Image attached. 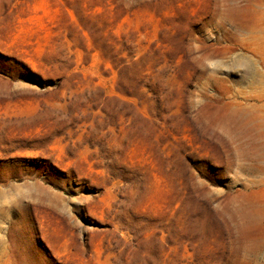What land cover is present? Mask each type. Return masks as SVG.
Masks as SVG:
<instances>
[{
	"label": "rangeland",
	"instance_id": "rangeland-1",
	"mask_svg": "<svg viewBox=\"0 0 264 264\" xmlns=\"http://www.w3.org/2000/svg\"><path fill=\"white\" fill-rule=\"evenodd\" d=\"M256 123L264 0H0V264H264Z\"/></svg>",
	"mask_w": 264,
	"mask_h": 264
},
{
	"label": "bare ground",
	"instance_id": "bare-ground-1",
	"mask_svg": "<svg viewBox=\"0 0 264 264\" xmlns=\"http://www.w3.org/2000/svg\"><path fill=\"white\" fill-rule=\"evenodd\" d=\"M254 127H255V129L253 130V132L256 131V127H257V131L254 133L252 132L250 134L252 136L251 137L252 139L248 142V144L252 145V147L255 149H260V150L264 151V129L261 131H258L259 127H261L260 123H258V124L256 123V126H254ZM261 154H263V155H260L259 157L255 158L254 160L264 164V152H262ZM257 169L260 172H264V166L263 165L257 167Z\"/></svg>",
	"mask_w": 264,
	"mask_h": 264
}]
</instances>
